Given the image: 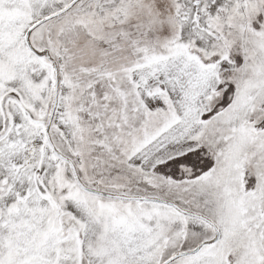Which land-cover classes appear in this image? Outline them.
I'll use <instances>...</instances> for the list:
<instances>
[{"label":"snow or ice","instance_id":"snow-or-ice-1","mask_svg":"<svg viewBox=\"0 0 264 264\" xmlns=\"http://www.w3.org/2000/svg\"><path fill=\"white\" fill-rule=\"evenodd\" d=\"M0 264H264V0H0Z\"/></svg>","mask_w":264,"mask_h":264}]
</instances>
